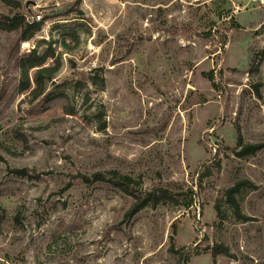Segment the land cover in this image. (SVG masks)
<instances>
[{"label":"rangeland","instance_id":"374dc122","mask_svg":"<svg viewBox=\"0 0 264 264\" xmlns=\"http://www.w3.org/2000/svg\"><path fill=\"white\" fill-rule=\"evenodd\" d=\"M8 1L40 29L0 30V264H264V0Z\"/></svg>","mask_w":264,"mask_h":264},{"label":"trees","instance_id":"16d2710c","mask_svg":"<svg viewBox=\"0 0 264 264\" xmlns=\"http://www.w3.org/2000/svg\"><path fill=\"white\" fill-rule=\"evenodd\" d=\"M1 2L8 6V2L12 1L1 0ZM39 29V22L29 21L23 14L17 12L12 14L0 12V30L14 31L16 33V44L24 40L28 41ZM52 58V51L44 50L42 53H37L35 47L26 55L17 57L14 60V66L17 68L19 74L16 87L17 93L28 92L27 95H30L32 98L39 96L43 92L45 81L50 79L57 70L58 62L56 64L47 63V60ZM255 149L256 146H244L238 155L253 153ZM83 178L86 179V177ZM92 178L94 181L109 182L123 193L134 198L138 197V195L135 194V188L139 185V181L127 174H122L115 170H108L106 172H95L92 174ZM237 190L238 184L231 186L225 191L231 206L235 205L232 195ZM148 200L149 199L145 197L139 201H135L131 208L132 213L143 208ZM211 254L213 256L216 254L228 255V249L220 244H215L211 247Z\"/></svg>","mask_w":264,"mask_h":264},{"label":"built area","instance_id":"2783aa9c","mask_svg":"<svg viewBox=\"0 0 264 264\" xmlns=\"http://www.w3.org/2000/svg\"><path fill=\"white\" fill-rule=\"evenodd\" d=\"M250 258L252 260L251 264H259V259H256L254 257H250ZM228 264H241V263H240V261L238 259H234V260L229 261Z\"/></svg>","mask_w":264,"mask_h":264}]
</instances>
